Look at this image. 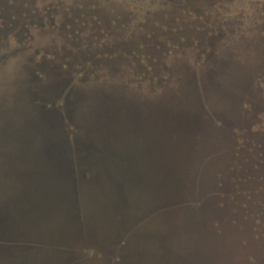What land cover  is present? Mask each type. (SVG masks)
Instances as JSON below:
<instances>
[{
	"label": "rangeland",
	"instance_id": "374dc122",
	"mask_svg": "<svg viewBox=\"0 0 264 264\" xmlns=\"http://www.w3.org/2000/svg\"><path fill=\"white\" fill-rule=\"evenodd\" d=\"M52 1L59 8L46 14ZM52 1L0 0V50L7 51L0 98H11L27 68L39 64L55 88L45 99L74 79L65 99L75 113L102 90L134 105L125 114L133 109L147 122L131 120L116 139L139 151L137 183L133 201L122 202L100 175L81 180L78 205L63 189L73 177L38 139L13 143L5 151L21 150L12 156L24 168L17 177L14 167L6 170L12 181L2 176L0 189L10 188L12 203L38 189L39 226L20 238L23 217L7 241L22 253L20 241L35 245L28 253L54 251L52 264H264V0ZM207 7L218 22L201 15ZM209 40L213 48L205 47ZM41 175L51 180L43 185ZM31 176L39 177L34 185Z\"/></svg>",
	"mask_w": 264,
	"mask_h": 264
},
{
	"label": "water",
	"instance_id": "95a60500",
	"mask_svg": "<svg viewBox=\"0 0 264 264\" xmlns=\"http://www.w3.org/2000/svg\"><path fill=\"white\" fill-rule=\"evenodd\" d=\"M32 71L33 68H27V73L23 79V85L14 92L11 98H0V178L3 176L6 178L5 181H9V183L12 181L13 174L5 173V171H10L11 168L14 167L17 177L22 173V168H24L22 158L19 156V154L22 153L21 150H19V152H12V150L5 151L8 147L13 145V143H16V145L19 144V146H26L28 144L27 142L30 140L38 139L40 141L39 144L43 145L42 150L47 153L50 158H54L57 161L61 158L58 156V152L64 151V156L60 160L66 163L67 168L65 169H68L69 173L71 172V168L68 166V159L73 161V154H71L70 150L66 151V141L59 135L60 129L63 130L64 127L63 120H61L60 115L55 114L56 109L45 110L41 105H34L32 99H30V84L33 78ZM39 88V96L37 97L40 98L41 101H51V98L45 99L43 95L48 92H54L55 88L48 82H43ZM91 99L95 100L91 105L86 108L83 106L82 108H78V110L76 109L78 113V115L76 113V122L83 131V141H88L86 144L91 143V149L88 151V162L91 166V171L92 173H99L102 183L109 182L107 172H110L113 177L119 180V186L123 190L126 200H128L127 197H131L130 200L133 201L134 187L132 190V185L137 183L132 174L135 169L133 160H135L134 158H138L139 151H133L129 143L124 145L120 144L116 138H118L117 136L124 127L129 126L131 120H142L144 118L147 122L148 118L144 115L141 119L140 116H136L137 114H132L133 109H131L132 111L129 110L130 114L126 115L124 107H126L125 109H130L134 108V105H132V107L129 104H124L120 98L110 100L106 97L104 90L100 91L99 95L92 96ZM177 108L183 110V108L179 106H177ZM177 108L174 107L172 110L176 111ZM155 110V115H153L156 120L161 122L160 119L163 117V114L157 107ZM169 110L171 113V108H169ZM182 110L180 113H182ZM173 114L172 112L171 119H173ZM48 127H50V129ZM172 127L173 126L170 128L167 127L166 129L168 133H170V136L173 137V134H171L173 131ZM89 138H96L97 140L93 142ZM14 153L19 154L17 156H12ZM12 159H14L15 162H13ZM30 178H35V181L33 179L31 182L32 185L39 181V177L37 176H31ZM50 180L49 176L41 175V184ZM65 188L70 189V185L66 186L63 184V189ZM38 192L39 190H33L32 196H26L24 200H20L21 202L15 201V203H12L10 201L11 195H9L10 188L0 189V200L3 197L5 198L4 202L0 201V211L5 215L4 218L0 216V220H2V223L6 227L11 225L9 227V234L12 228L16 230V226L20 223L18 220H22L23 217V223L27 228H25V231H23L24 234L20 238H25V232L28 237L29 230H36L37 225L39 226L37 219L35 222L29 221L31 217L27 215L26 212L31 204H34L33 207L38 211ZM119 192V190L116 191L117 194ZM26 202L28 205H26ZM14 209H19L23 213L26 212V214L22 215L18 210L13 211ZM14 212L16 213V215H14L15 218L12 214ZM37 215L35 214L36 217ZM16 238H19V236ZM29 238H34V236ZM41 252H43L42 249ZM0 253V264H10L14 258L20 262L19 257L21 255L23 256L19 248H12L10 251L6 250Z\"/></svg>",
	"mask_w": 264,
	"mask_h": 264
},
{
	"label": "trees",
	"instance_id": "16d2710c",
	"mask_svg": "<svg viewBox=\"0 0 264 264\" xmlns=\"http://www.w3.org/2000/svg\"><path fill=\"white\" fill-rule=\"evenodd\" d=\"M7 58V53L4 54L0 57V62L1 61H4L5 59ZM33 68V78H32V81H31V84H30V94H31V98L32 99V102L34 103V105H41V107L45 110L47 109H56L55 110V114L57 115H60V118L61 120H63V123H64V127H63V130L60 129L59 131V135L61 136V138H63L65 141H66V146H67V150H70L71 151V154H73V161H71L70 159L69 160V163H68V166L71 168V172L69 173L68 172V169H65L67 168L66 167V163L63 161V160H60L62 159V157L64 156V151H59L58 152V156L61 157L59 159V161H57V168L60 167L59 171L62 170L63 172L61 173H66L68 172L73 178H72V181H71V184L70 185V189H72L75 193H74V196H72V201H76L77 204L79 205L81 203V199H82V192H81V187H80V182L81 180H89L90 178L91 179H94L96 182L98 181V178H99V173H92L91 171V166L88 162V154H89V150L91 149V143H87L88 141H83V138H84V134H83V131L82 129L80 128V125L76 122V113H75V109L68 106L67 102H66V99L65 98H68L70 100L71 96H70V87L75 83L74 79H71V78H65L66 81L68 82L66 84V86L62 85V88L56 93H54L52 96H51V99L53 100H58V104H49L46 103V104H41V99L40 98H37L36 96H39V93L36 95L37 92H39L40 90V86L43 82H49L51 84L52 80L53 79L49 74H45L44 73V69H43V66H39V64H36L35 66L31 67ZM61 74V73H60ZM56 81L57 80H62V77L59 76L58 78L55 79ZM55 85V84H53ZM38 87V88H37ZM180 95V93H179ZM74 101V100H72ZM60 105H62V109H60ZM59 111V112H58ZM59 118V119H60ZM69 120L71 121V124L67 125V127H65V124H67V122H69ZM50 129V127H48ZM88 140V139H87ZM59 166V167H58ZM108 174V184L107 185H110L113 189L115 188V191H120L118 194H120V198L122 197V201H126L128 202V200H126L125 196H124V192L123 190L121 189V187L119 186V180L116 179L115 177H113L111 175L110 172H107ZM35 191V190H38V189H30V191ZM8 199V198H6ZM30 201V200H29ZM26 205L27 202H26ZM34 204H31V206L29 207V209L26 210L27 212V215H29L31 217V219H29V221H32V222H35V220L37 219V217L35 216V214L37 215V209L35 207H33ZM77 211V216L79 217V220L83 219L79 214H78V210ZM110 214V213H109ZM112 215V214H110ZM114 215H116V213H114ZM0 216H2L4 218V214L2 211H0ZM76 216V215H75ZM5 227L4 224L2 223V220H0V244L1 245H6L4 243H8L9 247H5V248H1L0 246V249L3 250H10L12 248H19V244L14 242V241H11L8 242L7 241V236L9 234V230H7L6 228V231H5ZM1 238H4V239H1ZM4 242V243H2ZM21 242V247L22 249L24 250V252L22 253L23 254V258H25V260L27 259L26 257H28V255L30 257L28 258H32L33 261H30V260H26L25 262H23L22 264H52L55 260V253H53L54 251H48L46 249H43V253H41L39 256L38 255V251L37 249H35L34 251L32 252H27V251H30V248L32 250L33 247H35V245L31 242H28V241H20ZM23 242H26V247L23 248ZM11 246H16V247H11ZM39 246V244H38ZM0 250V252H2ZM4 251V252H5ZM1 254V253H0ZM53 256H54V259H53ZM57 256V255H56ZM53 259V261H52ZM10 264H21V262H18L15 258L14 260L12 259V261L10 262Z\"/></svg>",
	"mask_w": 264,
	"mask_h": 264
},
{
	"label": "flooded vegetation",
	"instance_id": "af4514ba",
	"mask_svg": "<svg viewBox=\"0 0 264 264\" xmlns=\"http://www.w3.org/2000/svg\"><path fill=\"white\" fill-rule=\"evenodd\" d=\"M52 1V0H51ZM182 4H183V6H186V4L184 3V1L183 2H181ZM181 6V5H180ZM47 8H46V11H45V13L46 14H48L49 12H48V10L49 9H58L59 8V4H56V1L54 2V1H52V5H49V6H46ZM263 9H264V3H263ZM66 10V9H65ZM182 10H184V9H182ZM201 10V12H202V14L201 15H205V16H207L206 18H208V19H213V22H218V19L220 18L219 16H217L216 15V12L214 11H212V8L211 7H207V8H205V9H200ZM40 11H42V9L40 10ZM252 11V13L254 14V15H259V14H262V10L260 11V9H255V10H251ZM67 14V13H66ZM69 14V13H68ZM8 16L10 17V19H12L13 20V15H12V13L11 12H9V14H8ZM52 16V15H51ZM51 16L49 17V19H50V23L48 22V23H46V24H49V25H53L52 24V18H51ZM16 23H19L20 25H21V27L22 28H25L26 27V22H22V23H20L19 21H16ZM35 24V23H34ZM49 25H48V27H49ZM53 26H51V28H52ZM0 28H1V24H0ZM41 29H47V27H44V28H41ZM12 33H14L13 31H9V32H7V37H9V38H12V37H14V39L16 38L15 37V35H13ZM9 38H6V40L8 41V39ZM31 39V38H30ZM210 41V42H209ZM208 41V44L205 46V47H209L210 46V48H213V44H211L212 43V40H209ZM204 43H206V42H204ZM210 43V44H209ZM39 50V53L41 54L42 53V49H38ZM3 50H0V57L3 55V53L4 54H6L7 53V51H4V52H2ZM210 52H211V49H210ZM202 56V55H201ZM45 57V56H44ZM46 59H48V58H50V59H53V56L51 57V56H46L45 57ZM5 61V60H4Z\"/></svg>",
	"mask_w": 264,
	"mask_h": 264
}]
</instances>
